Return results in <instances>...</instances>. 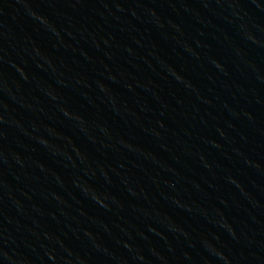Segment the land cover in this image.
Listing matches in <instances>:
<instances>
[{"label":"water","instance_id":"obj_1","mask_svg":"<svg viewBox=\"0 0 264 264\" xmlns=\"http://www.w3.org/2000/svg\"><path fill=\"white\" fill-rule=\"evenodd\" d=\"M0 264H264V0H0Z\"/></svg>","mask_w":264,"mask_h":264}]
</instances>
